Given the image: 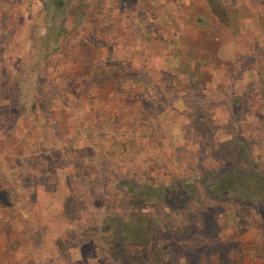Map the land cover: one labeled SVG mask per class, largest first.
Segmentation results:
<instances>
[{"label":"rangeland","instance_id":"obj_1","mask_svg":"<svg viewBox=\"0 0 264 264\" xmlns=\"http://www.w3.org/2000/svg\"><path fill=\"white\" fill-rule=\"evenodd\" d=\"M0 264H264V0H0Z\"/></svg>","mask_w":264,"mask_h":264},{"label":"trees","instance_id":"obj_2","mask_svg":"<svg viewBox=\"0 0 264 264\" xmlns=\"http://www.w3.org/2000/svg\"><path fill=\"white\" fill-rule=\"evenodd\" d=\"M130 187H135V185H131ZM132 188H129V186H128V188H126V190L128 191V196L131 198L132 197V201H134L135 202V199H137V195H135V194H133V190H132ZM131 225H129V223H126V228H128L129 227V230H131L132 229V227H130ZM113 230H112V227L110 226V225H105L104 226V228H103V232L104 233H109V232H112ZM113 233V232H112ZM126 235V234H125ZM135 235V234H134ZM139 235L142 237L143 236V238H145L146 240H147V233H144V232H142V231H139ZM117 236H118V233H117ZM119 238H118V240H119V243L120 244H124V245H128V244H130V241H129V236L127 237V235L126 236H123V234H120V236H118ZM141 237H139L140 239H141Z\"/></svg>","mask_w":264,"mask_h":264},{"label":"crops","instance_id":"obj_3","mask_svg":"<svg viewBox=\"0 0 264 264\" xmlns=\"http://www.w3.org/2000/svg\"><path fill=\"white\" fill-rule=\"evenodd\" d=\"M231 50L233 51V48L231 47ZM225 51H226V53H228L229 52V49L228 48H225Z\"/></svg>","mask_w":264,"mask_h":264}]
</instances>
